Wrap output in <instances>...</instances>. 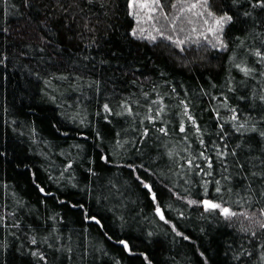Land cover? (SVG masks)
Returning <instances> with one entry per match:
<instances>
[{
    "label": "snow or ice",
    "instance_id": "obj_1",
    "mask_svg": "<svg viewBox=\"0 0 264 264\" xmlns=\"http://www.w3.org/2000/svg\"><path fill=\"white\" fill-rule=\"evenodd\" d=\"M118 8L117 0H20L19 7L10 0H0V14L18 13L23 20L17 28L5 26L7 21L0 24V68L7 69L13 58L23 61L20 67L42 85V96L53 103L69 93L79 92L82 98H88L86 91L103 96L104 102L95 115L106 124H112V117L122 118L128 126L115 132L109 141L110 154H101L99 159L128 169L146 190L145 195L151 200L159 221L168 225L176 237L188 241L190 237L165 216L153 183L143 178V175H159L169 179L163 171L153 172L143 162V148L148 147L150 133H159L156 140L160 143L154 145L156 159L183 160L181 167L186 170L181 179L189 185L181 192L175 190L177 183L172 187L164 184L166 191L189 207H202L203 219L211 216L218 225L223 223L232 229L235 239L226 246L232 264H264V0H125V17L130 18L124 31L125 40L153 48L164 43L181 54L194 51L196 55L190 60L186 55L178 57L180 67L188 71L207 64L208 53L216 54L213 58L227 54L226 63L219 66L222 82L218 84L209 79L207 88L201 85L194 93L186 88L179 92L165 71L158 70L154 79L139 67L126 64L120 71L129 78L127 83L135 91L122 94L115 87V77L105 79L103 71L105 66L110 68L111 59L118 58L117 52L99 58L82 54L103 47L101 34L106 41L108 33L115 30L112 20L118 18ZM73 50L77 55H73ZM34 59L36 66L32 67ZM138 75L143 79H136ZM216 89L218 93L213 91ZM165 97L176 100L171 107L179 111L172 113ZM197 100L209 105L204 110L214 121L212 130L202 126L193 114ZM86 111L84 107L70 118L79 119L80 125H85ZM173 114L179 118V133L184 134L175 142L168 127ZM30 132L33 137L37 135L34 128ZM129 132L136 136L127 138ZM162 137L169 139L164 141ZM95 139L101 142L96 147H102L105 138L99 130ZM75 147L83 150L81 145ZM133 149L140 156L139 163L130 158L125 160L127 152ZM117 158L125 162L118 163ZM72 168L73 162H68L58 177L49 174V179L54 183L61 181ZM88 172L93 177L97 175L91 167ZM32 175L34 186L42 196L57 199L36 182L35 173ZM192 175L200 177L197 183L203 189L201 199L189 198ZM209 185L214 187L213 198H208ZM2 187L7 192L8 185ZM71 187L77 188V183ZM116 190L119 192V188ZM80 191L85 192L87 199L91 190L85 185ZM11 195L10 203H0V252L12 246L8 240L11 237L17 245L16 252L29 257V264H75L78 248L83 249L79 259L85 264L88 258L94 264L96 253L108 255L103 247L86 242L85 233L91 227L108 241L114 238L108 232L104 217L85 201L70 204L79 210L82 222L89 226L75 234L77 239H84L73 247V234L65 235L58 227L63 223L60 213L48 211L41 222L38 209L15 192ZM57 203L67 206L69 202L57 199ZM179 216L183 218L184 213L179 212ZM120 220L123 227L126 221L123 217ZM152 235L148 233L149 237ZM115 243L128 255H139L145 264H153L146 253H135L127 239L116 237ZM200 256L204 257V253L200 252ZM113 264L120 261L113 258Z\"/></svg>",
    "mask_w": 264,
    "mask_h": 264
},
{
    "label": "trees",
    "instance_id": "obj_2",
    "mask_svg": "<svg viewBox=\"0 0 264 264\" xmlns=\"http://www.w3.org/2000/svg\"><path fill=\"white\" fill-rule=\"evenodd\" d=\"M10 2L18 7L20 5V0H10ZM117 3L118 18L114 17L112 20L115 30L108 33L106 41L104 34H101L103 45L101 49H90L82 54L99 58L112 51L117 52L118 58L111 59L110 68L105 66L103 71L105 79L115 77V87L122 94L126 95L128 91H135L131 84L127 83L129 78L122 75L120 71L126 64L139 67L141 72L153 75L154 79L158 76V70L165 71L171 83L181 93L185 88L193 93L201 85L207 88L209 79L218 84L222 82L223 73L219 66L226 63L227 54L213 58L216 54L208 53L207 64L196 66L194 71L183 69L180 67L178 57L186 55L190 60L196 53L190 50L186 54H181L177 49L167 47L164 43L153 48L140 42L125 40L124 31L130 18L125 17V0H117ZM5 21L8 22L5 26L10 24L12 28L23 24L18 13L0 14V24H4ZM73 55H77L74 50ZM200 55L204 53L201 52ZM21 63L23 61L13 58L7 69L0 68V153H4L0 156V203L5 201L10 203L11 194L15 192L30 206L39 210L41 222L48 211L60 213L63 223L58 227L65 235L73 234L72 243L73 247H76L84 237L77 239L75 234L89 226L82 222L79 210L71 208L70 204L78 200L85 201L92 210L104 217L108 232L114 238L113 241H108L95 227L89 228V231L85 233L86 242H90L97 248L103 247L108 253L106 256L96 253L94 264H113V258L119 260L120 264H145L141 256L128 255L122 251V247L115 243L116 237L127 239L135 253H146L153 264H204L205 259L207 264H232L230 254L226 253L227 243L235 239L232 229L225 227L223 223L218 225L211 216L207 220L203 219L202 207H189L172 197L171 193L163 187L164 184L172 187L173 183H177L178 187L175 190L182 192L183 188L189 185H185L184 180L181 179L186 170L181 167L183 160L177 158L178 162L170 161L166 157L156 159L154 145L160 143L156 140L159 133L154 131L150 133L148 147L143 148V162L153 172L163 171L169 179L165 180L159 175H143V178L153 183L161 198V207L164 209L165 216L176 224L179 231L190 237L188 241L176 237L168 225L159 221L155 216L151 200L145 195L146 190L138 184L128 169L117 168L115 163L105 164L99 159L101 154H110L109 141L114 137L115 132L128 126L122 118L112 117V124H106L102 118L95 115L100 104L104 102L103 96L97 97L95 93L86 91L85 96L88 98H82L79 92L69 93L53 103L42 96L40 91L42 85L20 67ZM35 66L34 59L32 67ZM100 71L98 66L97 74ZM136 79L142 80L143 77L138 75ZM165 89L170 91L168 85H165ZM213 91L218 93L219 89ZM204 101H207V97ZM204 101L197 100L192 111L202 126L212 130L214 121L211 119V114L204 110L209 106ZM165 103L170 105L172 113L179 111L171 107L175 105L176 100L165 97ZM84 107L87 109L84 113L87 116V122L85 125H80L79 119L73 121L70 117ZM143 111L144 109H141V112ZM169 119L171 121L168 124L170 137L175 142L184 134L178 131L179 118L173 114ZM13 120L16 123H12ZM187 127L190 128V124H187ZM30 128L35 129L37 133L35 137L32 136ZM97 130L105 138L102 147H96L101 143L95 139ZM135 136L136 133L129 132L127 138ZM162 139L168 141L169 138L162 137ZM75 145H81L83 150L81 151ZM137 146L140 147V145ZM129 158L137 163L140 162V156L134 149L127 152L125 160ZM125 160L117 158L116 162L124 163ZM68 162H73V168L65 173V178L56 183L52 182L49 174L52 177H58ZM25 164L29 167L25 168ZM90 167L97 173L95 177L89 174ZM176 172L180 175H174ZM33 173L37 183H40L57 199L68 201V205H60L53 196H42L34 186ZM191 181L189 198H203L200 195L203 189L197 183L200 177L192 175ZM72 183H77V188H72ZM3 184L8 185L7 192L3 189ZM112 184L119 188V192L112 187ZM85 185L91 190L87 199L85 192L80 191ZM208 192V198H213L212 185H209ZM168 205L171 207H167ZM181 211L184 213L183 218L179 216ZM120 217L126 221L123 227H121ZM201 229L204 231L202 232ZM149 232L153 233L151 237L148 236ZM8 240L12 246L0 252V261L4 264H29L30 258L16 252L17 245L12 242L11 237ZM82 251V248L77 249L75 264H85L79 259ZM200 252L204 253V257L200 256ZM86 264H93L92 259L88 258Z\"/></svg>",
    "mask_w": 264,
    "mask_h": 264
}]
</instances>
